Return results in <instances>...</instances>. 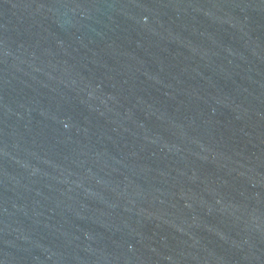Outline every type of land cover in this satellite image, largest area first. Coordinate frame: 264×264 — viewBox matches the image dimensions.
Instances as JSON below:
<instances>
[{"label": "water", "instance_id": "water-1", "mask_svg": "<svg viewBox=\"0 0 264 264\" xmlns=\"http://www.w3.org/2000/svg\"><path fill=\"white\" fill-rule=\"evenodd\" d=\"M0 264H264V0H0Z\"/></svg>", "mask_w": 264, "mask_h": 264}]
</instances>
